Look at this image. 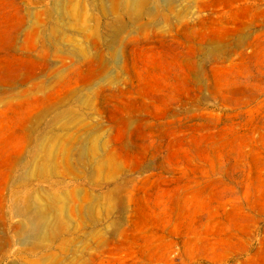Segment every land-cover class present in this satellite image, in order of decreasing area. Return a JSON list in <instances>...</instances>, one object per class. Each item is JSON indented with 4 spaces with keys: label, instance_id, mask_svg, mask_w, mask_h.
Segmentation results:
<instances>
[{
    "label": "rangeland",
    "instance_id": "rangeland-1",
    "mask_svg": "<svg viewBox=\"0 0 264 264\" xmlns=\"http://www.w3.org/2000/svg\"><path fill=\"white\" fill-rule=\"evenodd\" d=\"M0 264H264V0H0Z\"/></svg>",
    "mask_w": 264,
    "mask_h": 264
},
{
    "label": "bare ground",
    "instance_id": "bare-ground-1",
    "mask_svg": "<svg viewBox=\"0 0 264 264\" xmlns=\"http://www.w3.org/2000/svg\"><path fill=\"white\" fill-rule=\"evenodd\" d=\"M32 222H33V221H32ZM32 222H31V223H32ZM36 225H37L36 223H34V222L32 223L33 230H35V229H36Z\"/></svg>",
    "mask_w": 264,
    "mask_h": 264
}]
</instances>
